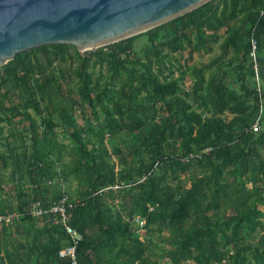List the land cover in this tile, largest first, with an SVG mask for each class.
I'll list each match as a JSON object with an SVG mask.
<instances>
[{
  "label": "trees",
  "instance_id": "trees-1",
  "mask_svg": "<svg viewBox=\"0 0 264 264\" xmlns=\"http://www.w3.org/2000/svg\"><path fill=\"white\" fill-rule=\"evenodd\" d=\"M224 28L222 53L214 63L225 60L231 49L237 52L240 92L231 89L211 66L196 71V82L185 90L167 59L186 50L189 58L201 49L211 53ZM166 30L170 33L165 36L162 32ZM142 36L148 40L144 57L133 49ZM253 40L260 56L264 50V0H212L146 33L85 56L77 47L63 44L19 53L0 68V124L8 122L15 128L18 119L19 123L29 122L31 149L23 145V156L31 172L39 176L31 175L32 195L22 192L15 209L0 203V214L23 211L33 201L49 206L59 199L61 194L46 196L40 181L51 169V157L60 155L56 147L60 130L74 143L77 157L70 173L83 189L80 198L70 196L78 201L70 223L82 235L76 248L77 264H158L146 256L147 246L132 222L137 215L146 220L142 232L153 225L162 231L164 224L179 232L169 264H188L190 260L223 263L226 249L241 241L244 230L264 232L263 212L246 195L247 181L264 182L260 153L264 132L257 135L264 115L261 128L253 129L264 100L254 77L252 86L247 75ZM92 66L105 68L107 74L94 78ZM148 125L149 135L135 150L141 153L138 145L144 148L149 161L141 163L137 177L126 169L117 171L110 161L113 153L105 147V134L134 135ZM178 144L182 153H167ZM209 148L200 158L181 160ZM114 151L121 153L117 148ZM10 153L22 158L19 150ZM121 160L126 164L123 155ZM0 161L8 162L2 153ZM194 164L207 173L188 187L170 186L164 176H156L164 167L186 172ZM115 186L119 188L113 189ZM229 204L234 209L221 215ZM34 225L43 230L33 236L31 244L13 241L9 245L14 227L31 231ZM70 245L73 241L64 229L29 215L14 225L0 226V264H73L71 257L59 255ZM229 258L232 264H264V235L256 247L238 243Z\"/></svg>",
  "mask_w": 264,
  "mask_h": 264
},
{
  "label": "rangeland",
  "instance_id": "rangeland-1",
  "mask_svg": "<svg viewBox=\"0 0 264 264\" xmlns=\"http://www.w3.org/2000/svg\"><path fill=\"white\" fill-rule=\"evenodd\" d=\"M169 33L170 30L162 32L165 36ZM221 35L222 38L220 42L212 45L213 51L211 53H208L205 49H201L195 52L193 58H189V53L186 50L182 54L172 55V57L167 59V65L172 67L174 77L181 81V85L185 90H190L192 85L196 82V71L211 66L213 71H218L220 75L225 77V81L231 89L240 92V83L237 81L238 74L235 72V67L239 64L240 60V58L237 57V52L234 49H231L225 60L219 64L214 63L222 53L221 44L226 36L225 28L222 29ZM147 45V38L142 36L133 44V49L140 57H144V51ZM98 49L86 50L85 54L89 52H96ZM70 50L73 54L76 53V49L72 48ZM79 52L81 53L82 50H79ZM257 57L260 79L262 81V85H264V50L260 56ZM181 67H183V69H180ZM90 71L94 74V78H98L101 73H104L105 75L107 74V70L105 68H101L100 66H92ZM206 75L208 77L210 72H207ZM247 75L251 85L253 86L255 79L253 81L254 73L252 61L247 65ZM76 86L77 81L73 87L75 88ZM262 95L264 98V86H262ZM32 113L33 115L35 114L34 111H32ZM37 119L39 122L41 121V118L37 117ZM102 120H104L103 115ZM78 121L81 125L84 124V120L82 119L80 113L78 114ZM28 125L29 122L27 120H25L24 123H19V119L17 120L16 125H14L15 128H13L11 124H8V122L0 124V153H2L8 161L6 164H4V161H0V203L5 207L11 206L15 209L21 202L22 192L28 193L29 195H32L35 192L32 188L33 183L31 181V175L36 178L39 175L37 172H31L29 164L23 156V145H27L31 149V141L27 134ZM150 127L151 126L148 125L146 129L134 135L124 132L118 134L116 137H111L110 135L105 134V147L113 153L110 161L111 163H114L117 171L126 169L128 172H133V174L136 175L138 173V169L141 167V163L149 161L150 155L147 151L138 145V148H140L141 151V153H138L135 150V145L145 141L146 136L149 135ZM260 131L261 132L257 135L264 132V123ZM58 134L59 136L56 142V147H59L58 154L60 155L51 157L53 164L51 169L47 172L45 178L40 181V185H43L44 194L50 198L56 197L58 194H62V192L65 191L73 198L78 199L80 198L79 195H81L83 189L77 176L70 173V171L75 167V158L77 157L74 150L75 146L69 135L62 132L60 133V130L58 131ZM16 138L18 141L15 140ZM115 148L120 149L121 155L115 154ZM171 148L172 150L167 153L183 152L179 144L177 147L171 146ZM18 150L19 155H21L22 158H19L20 156L16 157L10 153V151H14L16 154ZM260 153L264 159V148L260 149ZM122 155L126 159V164L122 163ZM58 156L60 157V160ZM204 173H207L205 169L198 168L197 165L194 164L186 172H183L181 169L176 167H164L163 169L157 171L156 176H164L166 183L170 186L176 187L178 185H183L188 187L193 179L202 176ZM46 177L50 178L47 180ZM228 177H230L229 174L226 175V178ZM246 195L251 196V203H253V205H257L262 210L263 215L261 216V220L264 221V182L261 180L257 182L247 181ZM233 209L234 206L229 204L223 210L224 212H222L221 215H226ZM162 227V231L158 230V226L154 225L149 228V231H147L146 228L145 231L141 232L139 237L146 244V256L150 258L151 261L158 264H169L170 255L176 248L180 234L175 228L167 224H164ZM31 229L32 230L29 231V229L24 226L19 229L14 227L12 230V237L10 235L7 239L9 245L12 246L13 241L23 243L30 241L31 244L33 236L41 234L43 228L41 225H34ZM3 233L6 235L8 234L6 229H3ZM263 235L264 232L261 229H258L257 232L253 234L244 230L241 234V241L234 242L232 246H229L226 249L228 255L226 260L221 264H232L229 256L234 255L235 246L238 243H243V247H256ZM188 264H196V262L194 260H190Z\"/></svg>",
  "mask_w": 264,
  "mask_h": 264
},
{
  "label": "water",
  "instance_id": "water-1",
  "mask_svg": "<svg viewBox=\"0 0 264 264\" xmlns=\"http://www.w3.org/2000/svg\"><path fill=\"white\" fill-rule=\"evenodd\" d=\"M212 0H0V68L44 45L86 50L146 33Z\"/></svg>",
  "mask_w": 264,
  "mask_h": 264
},
{
  "label": "built area",
  "instance_id": "built-area-1",
  "mask_svg": "<svg viewBox=\"0 0 264 264\" xmlns=\"http://www.w3.org/2000/svg\"><path fill=\"white\" fill-rule=\"evenodd\" d=\"M253 51L251 54L252 67L254 73V79L258 91L261 94L262 99V83L260 79L259 63L258 57L256 54L257 43L255 40L252 41ZM264 115V102L261 101L260 113L256 123L253 126V129L259 130L261 128V121ZM212 148L205 149L204 151L197 154H190L189 156L181 158L183 162H190L193 158H200L204 153H208ZM144 177L141 181H144ZM113 189L119 188V186L112 187ZM109 189V188H107ZM78 201L72 199L68 193L65 191L62 192L61 196L55 203L46 206L41 201H33L29 206H27L23 211H14L6 214H0V226H11L15 223L21 221V218L25 215L32 216L46 222H49L53 225H56L65 230L66 234L70 236L73 241V245L60 251L59 255L62 258L71 257L74 260L73 264L76 262V248L79 241L82 240V235L79 234L76 229L71 225L70 220L72 216V211L75 209ZM133 225L138 229V232H142L145 228L146 220L141 215H137L133 219Z\"/></svg>",
  "mask_w": 264,
  "mask_h": 264
},
{
  "label": "crops",
  "instance_id": "crops-1",
  "mask_svg": "<svg viewBox=\"0 0 264 264\" xmlns=\"http://www.w3.org/2000/svg\"><path fill=\"white\" fill-rule=\"evenodd\" d=\"M261 83H262V81H261ZM262 86H264V85H262Z\"/></svg>",
  "mask_w": 264,
  "mask_h": 264
}]
</instances>
